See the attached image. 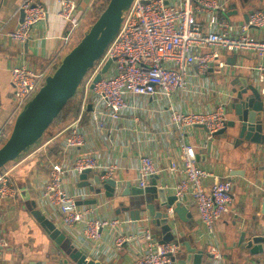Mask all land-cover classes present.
Instances as JSON below:
<instances>
[{"label": "crops", "instance_id": "obj_1", "mask_svg": "<svg viewBox=\"0 0 264 264\" xmlns=\"http://www.w3.org/2000/svg\"><path fill=\"white\" fill-rule=\"evenodd\" d=\"M48 14L44 21L38 22L32 29L29 39L20 44L12 40L8 33L18 23V12L21 0H0V140L8 136L13 118L16 114L13 103V92L10 82V67L25 63L34 70L54 69L59 60L63 46L60 20L57 16V0H42ZM79 6H86L92 0H75ZM90 3V5H91ZM89 5V6H90ZM264 8V0H228L226 16L230 21L241 23L249 10ZM88 9V8H87ZM201 18V16H199ZM251 35L264 36V28L252 27ZM226 65L223 68L212 66L203 74L195 77L199 87L197 92H175L169 103L165 98L138 96L128 100L129 106L116 122L106 119L109 129L97 128L90 120V109L80 111L77 117L42 144L37 145L20 158L9 162L5 169L11 183L17 190L16 200L0 201V238L6 246L0 247V264H63L62 261L50 260L48 255L58 254L53 242L45 234L31 212L26 208L27 200H33L35 207L63 230L78 250L87 258L100 261L102 264H130L131 259L143 246L139 237L142 222L147 220L155 239L160 238L158 227L150 222V217L140 213L139 220H131L127 210H122L120 201L127 203L128 197L105 196L103 189L98 194L90 191L87 199L95 198L89 205L93 214L109 218H118L120 223L115 228L104 229L98 240L85 238L80 226H63L46 201L35 199L36 192L42 186L48 173L47 159L72 163L78 154H93L100 164H116L114 176L120 180L122 188L126 182L137 185L138 157L148 153L156 164V184L163 186L167 194L180 177L179 171L169 169L170 161L181 162V152L176 136L168 123L169 107L193 111L214 108L223 104L226 110L228 102L234 97L233 88L238 87L242 78L254 82V66L257 57L254 51L239 50L225 54ZM51 70V71H52ZM264 96V95H263ZM227 120L234 118L233 113L225 111ZM76 125L82 132L83 143L62 151V141L68 133L69 125ZM185 140L195 146L199 164L218 176L231 182V201L228 211L213 223V234L205 231L198 220L196 205L187 195L182 202L187 203L190 213L187 221L176 216L177 232L173 239L181 243L189 241L196 248L207 252L206 242L214 238L220 244L223 256L228 264H264L261 255H250L248 250L237 244L238 231H252L264 234V137L260 143L248 141L231 142L225 138L212 140L207 150V134L204 127L193 125L184 131ZM56 142V149L49 148ZM55 146V145H54ZM125 147L123 154L122 148ZM48 148V149H47ZM97 170L91 169L90 176ZM236 172V173H235ZM151 177L148 178L147 184ZM213 178L206 177L203 183L208 189ZM63 186L70 192H77L78 175L69 171L63 177ZM129 197L132 198V195ZM86 200V199H85ZM84 201V200H83ZM117 232L130 237L120 246L114 244ZM172 233V232H171ZM156 236V237H155ZM185 249L180 245L175 258H181ZM60 258V257H59ZM211 260V258H210ZM169 264H180L174 259ZM211 264V261L210 263Z\"/></svg>", "mask_w": 264, "mask_h": 264}, {"label": "built area", "instance_id": "obj_2", "mask_svg": "<svg viewBox=\"0 0 264 264\" xmlns=\"http://www.w3.org/2000/svg\"><path fill=\"white\" fill-rule=\"evenodd\" d=\"M57 3L61 39L67 44L80 28L91 2L84 7L75 0H57ZM227 3L228 0H132L117 34L94 64L80 111H85L90 103L89 120L97 128L109 129L106 119L118 121L128 108L130 98L152 96L165 98L169 103L171 94L175 92H197L199 87L194 82L197 75L207 72L212 66L223 68L226 53L243 49L255 52L254 81L264 95V36L249 33L252 27L264 28V8L252 10L247 20L235 23L226 16ZM19 9L23 12L22 19L8 35L15 42L23 44L29 39L33 27L46 20L48 10L42 0H21ZM107 59H111L107 71L90 87L92 78ZM51 70H34L25 63L10 67L15 110L33 96ZM168 107V123L181 152L179 164L173 161L169 163L170 170L180 172L172 193L181 202L187 195L191 196L198 220L210 237L213 223L229 209L231 182L220 179L199 164L195 146L185 140L184 131L187 127L201 124L206 128L207 139H210L213 132L226 125L225 108L223 104L193 111L176 109L170 104ZM67 130L61 145L64 152L83 143L78 126L71 124ZM47 165L46 179L36 192L35 199L46 201L63 226L79 225L85 238L91 240H98L102 230L117 227L120 223L118 218L95 215L89 205L76 203L89 197L87 188L70 192L62 182L67 172L78 175L85 168L97 170L101 179L115 177L116 164H100L93 154L87 153L75 156L71 164L49 157ZM136 171L137 185L143 188L148 178L156 172V164L150 154L144 153L138 157ZM208 176L213 180L206 189L203 180ZM115 178L116 189L119 190L122 184ZM262 179L264 182V176ZM16 197L17 190L9 179L8 171L0 168V201L13 202ZM166 212L171 232L176 235L178 229L173 205L168 206ZM141 222L139 237L143 246L130 264L171 263L180 243L174 239L159 242L154 238L147 220ZM129 239V236L117 232L113 241L118 247ZM2 246H6V241L0 238ZM206 249L211 255V264H228L216 239L207 241Z\"/></svg>", "mask_w": 264, "mask_h": 264}, {"label": "water", "instance_id": "obj_3", "mask_svg": "<svg viewBox=\"0 0 264 264\" xmlns=\"http://www.w3.org/2000/svg\"><path fill=\"white\" fill-rule=\"evenodd\" d=\"M132 0H108L95 20L83 32L79 40L60 59L53 71L46 75L43 83L33 96L28 99L16 114L11 130L6 139L0 144V168L8 162L20 158L23 154L39 144L45 130L56 118L64 104L76 92L86 72L101 57L106 46L117 34L124 13L128 10ZM249 10L245 14L247 20ZM23 12L19 9L18 22L21 21ZM111 59H107L101 69L94 75L90 87L97 82L110 65ZM234 97L228 102L226 110L233 113L234 118L227 120L226 125L213 132L207 140V150L211 148L212 140L225 138L233 143L248 141L260 143L264 137V96L260 93L254 82H247L242 78L238 87L233 88ZM90 103L87 109H90ZM199 126L204 127L201 124ZM205 128V127H204ZM206 130V128H205ZM126 148L123 147V154ZM90 168L83 169L78 174L77 187H88L95 194L103 192L105 196L128 197L127 203L119 202L120 208L127 210L131 220H139L140 213L150 217V222L158 227L159 242L173 239L171 225L169 224L166 208L173 205V211L181 221H187L190 213L187 211V203L176 200L173 193L167 194L163 186L156 184L157 175L152 174L149 183L141 188L130 186L126 182L124 188L117 190L115 177L101 179L99 172L90 176ZM236 173V172H235ZM132 195V198L129 197ZM95 198L84 201L77 200V204H93ZM26 208L33 218L41 226L48 238L53 242L58 254H49L53 261H62L63 264H102L98 260L87 258V255L78 250L66 234L53 221L47 218L35 207L33 200H27ZM237 244L248 250L250 255H261L264 258V234L245 230L238 231ZM156 237V236H155ZM185 249L183 257L175 258L180 264H209L211 255L202 248H196L189 241L180 243ZM60 257V258H59Z\"/></svg>", "mask_w": 264, "mask_h": 264}, {"label": "rangeland", "instance_id": "obj_4", "mask_svg": "<svg viewBox=\"0 0 264 264\" xmlns=\"http://www.w3.org/2000/svg\"><path fill=\"white\" fill-rule=\"evenodd\" d=\"M102 2H104V0H92L91 5L88 6V9L85 11V13L83 15L80 28L78 29V31L74 32V35H73L72 39L67 44H63V46L61 48V51H60L61 54H60L59 60L56 62L57 64L59 63L60 59L66 54V52H68L71 49V47L77 42V40H79V38L81 37V35L83 34V32L89 27V25L95 20L93 18L94 17V14L97 12V10L101 6ZM54 68H55V66H54ZM92 72L93 71L91 70L89 72V74L86 76V79L84 80L83 85L80 87V89L78 91L77 97L78 98L81 97L82 100L85 97L87 82L89 81ZM21 108L22 107L17 108L16 114L21 110ZM16 114H15V116H16ZM15 116H14V118H15ZM14 118H13V121H14ZM12 124H13V122H12ZM60 126H62V120H59L58 122H56V123L52 124L51 126H49L48 129L45 130L44 134L42 135V137H41V139L39 141V144H42L46 139H48L50 136L54 135V133L57 131V129ZM5 139L6 138L1 139L0 140V144Z\"/></svg>", "mask_w": 264, "mask_h": 264}, {"label": "trees", "instance_id": "obj_5", "mask_svg": "<svg viewBox=\"0 0 264 264\" xmlns=\"http://www.w3.org/2000/svg\"><path fill=\"white\" fill-rule=\"evenodd\" d=\"M108 0H104V2H102L101 6L98 8L97 12L94 14V19L98 16V14L101 12V10L105 7L106 3H107ZM93 19V20H94ZM94 69V65L86 72V74L84 75V77L82 78L76 92L74 93V95L69 98L67 100V102L64 104V106L62 107L61 111L59 112V114L56 116V118L52 121V123L49 125L51 126L52 124L58 122L59 120H62V126H60L57 131L55 133H57L58 131H60L62 128H64L65 126H67L71 121H73L78 113H79V109H80V105H81V102H82V98L81 97H77L78 95V91L80 89V87L83 85V82L84 80L86 79V76L89 74V72L92 70L93 71ZM69 114V115H68ZM68 115V116H67ZM69 118V119H68ZM48 126V127H49ZM48 129V128H47ZM46 129V130H47ZM54 133V134H55ZM56 142L57 140L54 142V145H52L51 148H49V151L50 150H55L57 147H56ZM48 149V148H47ZM11 162V161H10ZM9 163V162H8ZM7 163V164H8ZM6 164V165H7ZM6 165L3 167L5 168Z\"/></svg>", "mask_w": 264, "mask_h": 264}]
</instances>
